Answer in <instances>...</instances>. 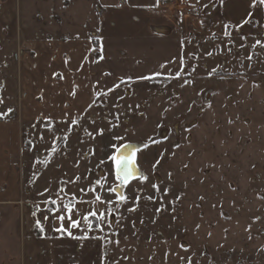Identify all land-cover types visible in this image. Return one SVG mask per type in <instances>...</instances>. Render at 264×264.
<instances>
[{
  "label": "rangeland",
  "instance_id": "rangeland-1",
  "mask_svg": "<svg viewBox=\"0 0 264 264\" xmlns=\"http://www.w3.org/2000/svg\"><path fill=\"white\" fill-rule=\"evenodd\" d=\"M185 2L206 11L217 6ZM99 11L96 0H0V16L10 17L0 23L5 102L18 112L25 101L20 55L35 57L32 46L24 50L28 40H90ZM250 13L255 23L228 30L225 40L190 42L180 77L110 89L75 125H34L27 175L39 187V215L64 204L81 221L89 211L105 213L103 224L89 216V231L104 239L107 264H264V5L257 0ZM113 143L148 145L138 153L143 175L124 188V202L108 192L118 184L111 162L100 163ZM40 149L50 161H36ZM49 199L57 204L44 203Z\"/></svg>",
  "mask_w": 264,
  "mask_h": 264
},
{
  "label": "crops",
  "instance_id": "crops-1",
  "mask_svg": "<svg viewBox=\"0 0 264 264\" xmlns=\"http://www.w3.org/2000/svg\"><path fill=\"white\" fill-rule=\"evenodd\" d=\"M96 1L100 11L93 36L100 41L99 58L93 55V36L90 40H28L24 50L32 46L27 49L35 57L20 55L25 101L17 112L18 105L7 104L0 95V244L4 255L0 264H107L104 239L97 230H87L95 238L78 241L53 231L59 227L51 218L56 212L47 220L39 215L34 190L39 187L32 186L27 175L32 171L28 153L34 148L33 126L45 122L70 125L73 119L78 123L102 94L124 82L145 80L138 77L180 76L193 52L191 43L225 40V32L245 25L251 10V0H227L223 8L215 6L210 11L185 0H177L175 7L161 5L160 0ZM1 15L0 23L10 20ZM35 154L38 162L43 161L39 157L52 158L41 149ZM61 184L67 186V181ZM16 211L19 218L17 214L15 221L21 225L13 232ZM34 211L45 228L43 235L35 227Z\"/></svg>",
  "mask_w": 264,
  "mask_h": 264
},
{
  "label": "snow or ice",
  "instance_id": "snow-or-ice-1",
  "mask_svg": "<svg viewBox=\"0 0 264 264\" xmlns=\"http://www.w3.org/2000/svg\"><path fill=\"white\" fill-rule=\"evenodd\" d=\"M227 0H213V3L217 4L219 8H223L226 4ZM259 4L264 5V0H259ZM207 6V5H205ZM257 6V0H252L251 7ZM251 15V13H249ZM245 23H255V21L252 20H245ZM226 27V26H225ZM225 35L227 33L225 32ZM257 44H261V41H257ZM264 46V45H262ZM251 59V57H249ZM110 75V74H109ZM137 79H151L149 76H142L138 77ZM77 123L76 119H73L71 121L72 125H75ZM159 127V125H158ZM102 134V131L101 133ZM114 139L118 142L123 141L124 138L121 136H116ZM178 146V145H177ZM145 147H148V145H145ZM112 154L108 155L107 161H100L101 164H105L107 162H111L109 165L110 168L114 167L115 169V177L118 181H120L119 184H117L115 187H110L108 189L109 193H116L118 194V198L121 202L125 201V197L123 193L120 192V189L123 187L124 184H126L130 178H132L136 172V155L138 148L136 145L132 143H113L111 145ZM53 151L55 152L56 149L53 148ZM46 163V161H45ZM144 179H147V177H143ZM97 184H99V181H96ZM155 187V185H153ZM47 191V190H45ZM43 195V193H41ZM151 198V197H150ZM95 201H101V197L99 195L95 196ZM110 202V197H109ZM46 204L56 205L57 201L55 199H49L45 201ZM135 209H131L130 211H134ZM49 213L56 212L55 219L60 222L59 227H55L53 231L61 234H66L68 237L72 239H76L78 241L80 240H89L93 239L95 237H89L87 234V230H90L93 228L92 223L89 221V216L95 218L97 221L100 222V224H103L105 221V213L100 212L98 214L97 211H89L88 215H85L82 217V221H89L87 223V229H82L84 232L83 235L76 236L73 234V229H78L81 226L82 221L77 220L74 218L75 213H73L72 207L69 206V204H64L63 207L59 209L57 212L56 208H49L47 209ZM109 212L112 211V209H108ZM33 216H36V212H33ZM49 219L48 216H45V220ZM65 221L67 222V227L65 226ZM100 224L97 225V227H100ZM35 227L41 233L42 235L45 233V228L41 224L40 220L37 219L35 221ZM100 231H103V228L100 227ZM98 239V238H97ZM189 264H191V261L189 260Z\"/></svg>",
  "mask_w": 264,
  "mask_h": 264
},
{
  "label": "trees",
  "instance_id": "trees-1",
  "mask_svg": "<svg viewBox=\"0 0 264 264\" xmlns=\"http://www.w3.org/2000/svg\"><path fill=\"white\" fill-rule=\"evenodd\" d=\"M92 42H93V47H94L93 55H94L95 58H99V55H100V48H99L100 43L99 42L100 41L95 36H93L92 37ZM178 77H180V76H178ZM150 80L151 81H159V80H169V79L168 78L156 77V78H152ZM128 83L129 82H124V83H122L121 86L126 85Z\"/></svg>",
  "mask_w": 264,
  "mask_h": 264
},
{
  "label": "water",
  "instance_id": "water-1",
  "mask_svg": "<svg viewBox=\"0 0 264 264\" xmlns=\"http://www.w3.org/2000/svg\"><path fill=\"white\" fill-rule=\"evenodd\" d=\"M134 145H136L137 148H138L137 155H136V172H135L134 176L132 178H130L129 181L126 184L123 185V188L129 186L134 181H136V180L141 178V172H140V169L138 167L137 159H138V152H140L142 148H141V145H139V144H134ZM119 183H120V181H118V184ZM120 191H121V189H120Z\"/></svg>",
  "mask_w": 264,
  "mask_h": 264
},
{
  "label": "built area",
  "instance_id": "built-area-1",
  "mask_svg": "<svg viewBox=\"0 0 264 264\" xmlns=\"http://www.w3.org/2000/svg\"><path fill=\"white\" fill-rule=\"evenodd\" d=\"M160 4L164 6L175 7L177 5V0H160ZM40 159H43V158L40 157Z\"/></svg>",
  "mask_w": 264,
  "mask_h": 264
},
{
  "label": "flooded vegetation",
  "instance_id": "flooded-vegetation-1",
  "mask_svg": "<svg viewBox=\"0 0 264 264\" xmlns=\"http://www.w3.org/2000/svg\"><path fill=\"white\" fill-rule=\"evenodd\" d=\"M139 145H141L142 147H144L142 150H144L145 149V146H144V144H142V143H140ZM141 150V151H142ZM139 153V152H138ZM137 163H138V159H137ZM142 173V172H141ZM142 175H143V173H142ZM142 177V176H141ZM128 187V186H127ZM124 192V188H123V191H122V193ZM118 195V194H117Z\"/></svg>",
  "mask_w": 264,
  "mask_h": 264
},
{
  "label": "bare ground",
  "instance_id": "bare-ground-1",
  "mask_svg": "<svg viewBox=\"0 0 264 264\" xmlns=\"http://www.w3.org/2000/svg\"><path fill=\"white\" fill-rule=\"evenodd\" d=\"M141 148L143 149L144 147L141 146ZM142 149H141V150H142ZM140 172H141V171H140ZM141 176H142V173H141ZM124 188H125V187H124ZM122 191H123V187L121 188V191H120V192L122 193Z\"/></svg>",
  "mask_w": 264,
  "mask_h": 264
}]
</instances>
